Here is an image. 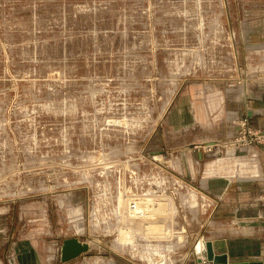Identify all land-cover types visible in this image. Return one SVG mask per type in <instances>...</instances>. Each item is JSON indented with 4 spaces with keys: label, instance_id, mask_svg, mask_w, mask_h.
I'll list each match as a JSON object with an SVG mask.
<instances>
[{
    "label": "rangeland",
    "instance_id": "374dc122",
    "mask_svg": "<svg viewBox=\"0 0 264 264\" xmlns=\"http://www.w3.org/2000/svg\"><path fill=\"white\" fill-rule=\"evenodd\" d=\"M246 105L264 118V0H0V264L70 238L68 264L206 263L199 240L233 262L250 227L264 261Z\"/></svg>",
    "mask_w": 264,
    "mask_h": 264
},
{
    "label": "water",
    "instance_id": "95a60500",
    "mask_svg": "<svg viewBox=\"0 0 264 264\" xmlns=\"http://www.w3.org/2000/svg\"><path fill=\"white\" fill-rule=\"evenodd\" d=\"M255 188H257V190L264 189V178H258L255 181ZM89 249L90 248L87 243L81 242L76 238L64 240L61 247L60 261L61 263L72 261L87 253ZM194 252L195 254L203 252L206 255V263L197 259L199 264H264L263 262H230V260L228 263L227 255H216L213 249V244L211 242H205L204 240H199L194 245Z\"/></svg>",
    "mask_w": 264,
    "mask_h": 264
},
{
    "label": "crops",
    "instance_id": "0c3cea01",
    "mask_svg": "<svg viewBox=\"0 0 264 264\" xmlns=\"http://www.w3.org/2000/svg\"><path fill=\"white\" fill-rule=\"evenodd\" d=\"M246 108H247V105H246ZM248 109L250 111V113H248V115L250 116V115H252L251 114L252 109H250V108H248ZM252 119L259 126L264 128V118L261 117V115L254 114ZM197 148L200 149V147H197ZM209 180H211V179H209ZM252 187L254 188L255 185L251 186V195L252 196L250 197V200L255 202L254 204H257V200H259V198L256 197V196H258L260 194H263L264 193V189L263 190H256V189H252ZM262 210H263L262 207H257L256 208V211H258V214H261ZM246 230H248V233H246V235H242V233L239 231L240 232V236L247 239L246 241H243L244 244H246V242H248L250 244V245L247 246L248 249H246L244 254H243L244 256H246V258H239V259L237 258V259L233 260V262H244V261H246V262H263L264 263V261L260 257L261 254H262L260 252V250L262 248V245H259L261 243L260 242L261 240H259L260 234H259L258 228L250 227V228H246ZM257 237H259V238H257ZM212 244H213V249H214L215 253H217V254L227 253L229 255V258H231L233 256L231 254L232 253L231 251H234L235 245H232V248H231V244L229 245L228 242L227 243H220L218 240H212ZM72 261H69V262H72ZM69 262L62 263V264H68Z\"/></svg>",
    "mask_w": 264,
    "mask_h": 264
},
{
    "label": "built area",
    "instance_id": "2783aa9c",
    "mask_svg": "<svg viewBox=\"0 0 264 264\" xmlns=\"http://www.w3.org/2000/svg\"><path fill=\"white\" fill-rule=\"evenodd\" d=\"M250 113L249 109H246L245 117L240 121L241 132L235 138L236 145H241L245 148L253 149L258 146H262L264 149V128L256 127L252 123L253 115H258L259 113L256 111H251L252 115H248ZM261 115V114H259ZM264 199V197H263ZM134 204H132L133 206Z\"/></svg>",
    "mask_w": 264,
    "mask_h": 264
},
{
    "label": "bare ground",
    "instance_id": "6f19581e",
    "mask_svg": "<svg viewBox=\"0 0 264 264\" xmlns=\"http://www.w3.org/2000/svg\"><path fill=\"white\" fill-rule=\"evenodd\" d=\"M211 146H212V143H210L208 147H211ZM137 205H138V203L136 202L135 205H133V207H130L133 211H131V209L129 208V210L131 211V213L138 214V213L141 212L142 209L140 207H137ZM200 253H202V254H200ZM223 254L227 255V259H228V263H229V255L228 254L221 253V254H216V255H219L220 256V255H223ZM198 256L204 257L206 255L203 252H199L198 253Z\"/></svg>",
    "mask_w": 264,
    "mask_h": 264
}]
</instances>
